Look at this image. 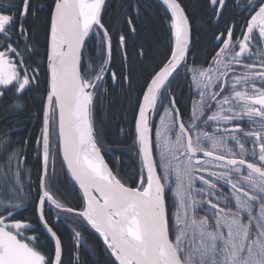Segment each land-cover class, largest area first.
<instances>
[{
  "label": "snow or ice",
  "instance_id": "6c2138e0",
  "mask_svg": "<svg viewBox=\"0 0 264 264\" xmlns=\"http://www.w3.org/2000/svg\"><path fill=\"white\" fill-rule=\"evenodd\" d=\"M149 6L0 0V118L26 112L39 125L22 141L0 128V264H82L88 230L109 264H264V0H207L216 34L201 62L184 0H154L168 47L138 83L133 65L153 58L138 42ZM229 6L239 20L225 19ZM113 85L138 89L118 129L131 136L132 183L119 171L125 150L97 124ZM68 222L82 230L66 242L57 225Z\"/></svg>",
  "mask_w": 264,
  "mask_h": 264
},
{
  "label": "trees",
  "instance_id": "16d2710c",
  "mask_svg": "<svg viewBox=\"0 0 264 264\" xmlns=\"http://www.w3.org/2000/svg\"><path fill=\"white\" fill-rule=\"evenodd\" d=\"M46 2V0H41ZM186 10L189 11L190 15L194 18V48L192 55L195 56L197 62L205 61L209 57L214 48L213 37L216 34L215 24L210 21V10L207 7V0H184ZM112 11L117 12L120 9L122 0H111ZM149 10L144 13L143 19H139L138 22L141 25L140 36L138 42L146 43L149 47L152 59L136 60L133 65L137 69V82L142 83L143 78L148 75L151 69L158 63L162 58L161 53L168 47V30L165 24L160 20L156 8L154 7V0H149ZM225 19L233 18L232 13L224 16ZM221 30L223 25H220ZM135 59V58H134ZM119 57H117V62ZM113 91L110 95L104 98V102L97 114V124L103 129V140L110 147H118L124 151L120 164V175L128 183H132L134 174L136 171L135 154L132 151L131 136H123L119 133L120 127H128L126 121H131L133 117V105L136 101V93L138 89L134 86L132 95L128 96L124 90L118 89L115 85L112 86ZM177 96L180 97V86H177ZM38 122L30 119V116L26 112H21L17 115L9 117L8 120L0 118V128H7L10 131L13 128H19L20 132L14 134L12 132V139L16 137L19 140H24L30 135L34 138L38 130ZM17 140V139H15ZM32 145H29V165L35 164V161L31 159ZM120 155V153H117ZM109 166L113 167V170L117 169L114 167L110 157L107 156ZM58 163V183L60 191L64 193L70 206L79 207V198L77 191L72 188L68 180L64 176V172L59 168ZM23 215L26 217H32V212L24 211ZM33 222H35L33 217ZM71 228L76 227V230H82L79 226L73 225L71 222L57 225L59 233H61L66 242L69 241ZM85 238V245L80 249V258L82 264H109V257L104 251L102 240L99 238L93 230L82 232ZM70 246V245H69ZM71 255L70 253L68 254ZM67 258V257H66Z\"/></svg>",
  "mask_w": 264,
  "mask_h": 264
},
{
  "label": "flooded vegetation",
  "instance_id": "af4514ba",
  "mask_svg": "<svg viewBox=\"0 0 264 264\" xmlns=\"http://www.w3.org/2000/svg\"><path fill=\"white\" fill-rule=\"evenodd\" d=\"M229 13H232L233 18L235 20L240 19L239 15H237V13H236V10L233 9L231 6H229V8H228L227 12L224 14V16H227ZM178 85L180 86V93H182L180 96V98H181L180 99L181 111L185 116H187L189 92H188V89L186 86L181 87V85H183V79H181L179 81ZM105 159L107 160V156L105 157Z\"/></svg>",
  "mask_w": 264,
  "mask_h": 264
},
{
  "label": "bare ground",
  "instance_id": "6f19581e",
  "mask_svg": "<svg viewBox=\"0 0 264 264\" xmlns=\"http://www.w3.org/2000/svg\"><path fill=\"white\" fill-rule=\"evenodd\" d=\"M11 131L13 132V136H15L14 134L19 133L20 132V129L19 128H13ZM14 132H16V133H14ZM15 139H18V138L16 137ZM15 139H13V140H15ZM69 227H70L71 230L73 229V228H71V226H69Z\"/></svg>",
  "mask_w": 264,
  "mask_h": 264
}]
</instances>
